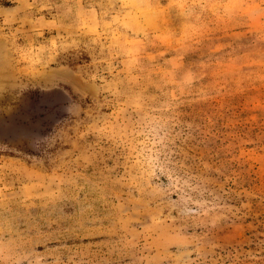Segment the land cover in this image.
I'll return each instance as SVG.
<instances>
[{
  "label": "rangeland",
  "instance_id": "374dc122",
  "mask_svg": "<svg viewBox=\"0 0 264 264\" xmlns=\"http://www.w3.org/2000/svg\"><path fill=\"white\" fill-rule=\"evenodd\" d=\"M0 264H264V0H0Z\"/></svg>",
  "mask_w": 264,
  "mask_h": 264
}]
</instances>
